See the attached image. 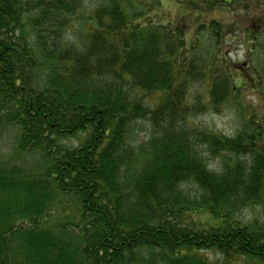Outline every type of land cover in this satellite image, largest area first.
<instances>
[{"label":"trees","instance_id":"obj_1","mask_svg":"<svg viewBox=\"0 0 264 264\" xmlns=\"http://www.w3.org/2000/svg\"><path fill=\"white\" fill-rule=\"evenodd\" d=\"M174 1L240 18L187 44L158 0H0V128L42 162L0 161V264H264V0Z\"/></svg>","mask_w":264,"mask_h":264},{"label":"rangeland","instance_id":"obj_2","mask_svg":"<svg viewBox=\"0 0 264 264\" xmlns=\"http://www.w3.org/2000/svg\"><path fill=\"white\" fill-rule=\"evenodd\" d=\"M160 6L158 7V15L160 17V21L162 23H171L173 25H181L177 23L185 24V40L188 44L194 34V30L199 23H205L210 20H218L223 24H229L236 20H239V15L235 16L234 13L231 12L230 9L222 8L214 11L200 13L197 11H192L187 8L183 4H179L174 0H158ZM253 3L251 6L250 13H253L260 6V1L252 0ZM242 11V10H241ZM243 13V11H242ZM161 14H163L161 16ZM177 23H174L175 20ZM183 20V21H182ZM249 24L251 25L252 22ZM248 21H244L243 25L248 26ZM258 23H253L251 27L254 29H259L255 27ZM241 33V32H240ZM240 33L237 31V34L230 35L228 38L229 46V57L232 61L242 63L245 56L244 45L242 44L241 37L239 39ZM236 75H239L236 73ZM237 84L240 85L239 81ZM245 99L247 102L253 100V95L251 93H246ZM250 97V98H249ZM198 124L208 127L209 129L221 132L225 135H231L236 128L237 122L236 117L231 113V111H225L219 115L206 114L198 119ZM18 131L15 127L12 126H3L0 128V161L7 162L8 164H13L21 167L24 170L28 171H39L41 170V158L38 154H26L19 153L16 150V139H17ZM71 144H76L75 139H71ZM240 217L249 221L254 217L259 218L260 220L264 219V211L259 207H249L244 210ZM200 220L206 221L209 220L208 217H200ZM201 254H205L209 259H213L214 255L211 252H203Z\"/></svg>","mask_w":264,"mask_h":264}]
</instances>
